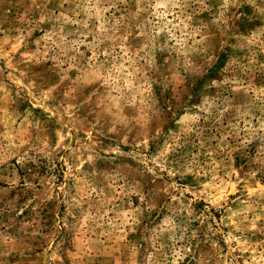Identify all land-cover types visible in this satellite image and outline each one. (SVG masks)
Returning <instances> with one entry per match:
<instances>
[{
    "label": "rangeland",
    "instance_id": "374dc122",
    "mask_svg": "<svg viewBox=\"0 0 264 264\" xmlns=\"http://www.w3.org/2000/svg\"><path fill=\"white\" fill-rule=\"evenodd\" d=\"M0 264H264V0H0Z\"/></svg>",
    "mask_w": 264,
    "mask_h": 264
}]
</instances>
